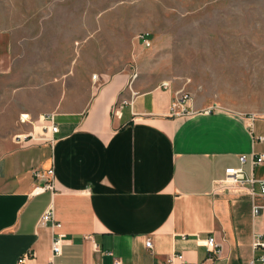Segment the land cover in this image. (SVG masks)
I'll use <instances>...</instances> for the list:
<instances>
[{
	"label": "crops",
	"instance_id": "1",
	"mask_svg": "<svg viewBox=\"0 0 264 264\" xmlns=\"http://www.w3.org/2000/svg\"><path fill=\"white\" fill-rule=\"evenodd\" d=\"M9 58L0 34V67ZM179 90H143L130 75L114 76L84 110L56 115L53 142L0 158V264H250L264 255L252 247L264 216L254 219L250 195L223 184L242 155L264 153V142L254 143L264 137L259 119L252 129L246 117L198 103L193 114L172 116ZM51 207L59 230L40 222ZM56 234L64 235L60 256ZM210 237L221 257L205 246Z\"/></svg>",
	"mask_w": 264,
	"mask_h": 264
},
{
	"label": "rangeland",
	"instance_id": "2",
	"mask_svg": "<svg viewBox=\"0 0 264 264\" xmlns=\"http://www.w3.org/2000/svg\"><path fill=\"white\" fill-rule=\"evenodd\" d=\"M0 34L10 44L0 158L49 142L43 116L84 110L123 74L143 90L167 82L206 110L255 116L264 133V0H0ZM36 129L38 140L20 142Z\"/></svg>",
	"mask_w": 264,
	"mask_h": 264
},
{
	"label": "built area",
	"instance_id": "3",
	"mask_svg": "<svg viewBox=\"0 0 264 264\" xmlns=\"http://www.w3.org/2000/svg\"><path fill=\"white\" fill-rule=\"evenodd\" d=\"M147 43L149 41L146 39ZM96 79V78H94ZM163 88L168 89L170 84L164 82L162 84ZM192 97L189 93L184 91H179L176 93L175 99L171 108V115L182 117L186 115L193 114L191 110ZM124 105H132L131 101L123 100ZM210 112V111H209ZM29 120L28 115H23V121L26 122ZM42 120L46 123L44 130L47 134H51V137L47 138L46 141L53 142L54 135L59 133V126L56 123V114H48L42 117ZM250 121L251 128L253 129L254 123L256 121L255 116L248 117ZM20 142L26 143L31 140H35L36 137L34 134L27 135L25 137H20ZM264 142V137L254 135V143ZM240 167H231L226 170V179L223 181V184L229 189L237 190L240 193H247L252 199V217L254 219H260L264 216V203H260L261 200H264V177L259 178L256 176V169L264 167V153L253 152L251 155H242L240 157ZM247 165H250L251 172L248 173L245 169ZM40 177V174H36ZM54 171L50 170L48 176L52 177ZM40 222L42 224H51V227L54 230H59L62 227V224L57 220L55 211L53 207L49 208L41 217ZM63 240L64 235L56 234L53 239L52 252L54 256H60L63 252ZM148 248H152V241L148 240L146 243ZM210 254L221 257L223 254L222 245L218 244L215 238H208L205 245ZM252 247L254 253L258 250L264 251V232H256L253 237ZM177 259L184 262V256L179 255ZM26 258L20 259V263H24ZM264 263V255L255 254L250 264H261ZM51 264H54L51 262ZM98 264V263H93ZM115 264H121V261L116 260Z\"/></svg>",
	"mask_w": 264,
	"mask_h": 264
}]
</instances>
